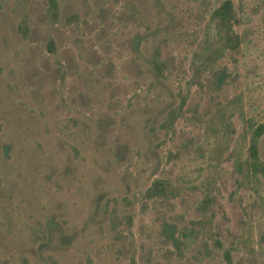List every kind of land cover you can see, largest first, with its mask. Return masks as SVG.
<instances>
[{"label":"rangeland","instance_id":"rangeland-1","mask_svg":"<svg viewBox=\"0 0 264 264\" xmlns=\"http://www.w3.org/2000/svg\"><path fill=\"white\" fill-rule=\"evenodd\" d=\"M53 1L0 0V264H264V0Z\"/></svg>","mask_w":264,"mask_h":264},{"label":"trees","instance_id":"trees-1","mask_svg":"<svg viewBox=\"0 0 264 264\" xmlns=\"http://www.w3.org/2000/svg\"><path fill=\"white\" fill-rule=\"evenodd\" d=\"M51 2L54 3L53 0H51ZM234 17V7L233 2L231 0L223 1L212 13V18L216 21L219 30H224V36L227 43L231 41L230 39L233 33L232 24ZM217 57L218 52H215L214 54H212V56H209L207 59H211L213 61L216 60ZM250 128L252 129V131L248 144V159L245 161V168L247 176L249 178L258 179L259 176H264V164L261 161L258 153V140L263 133L264 125L260 124L256 127H253V125L251 124ZM237 168L239 171L241 170L240 163L238 164ZM218 246H220V243ZM225 257L227 259V263L230 264V257L228 251L225 252Z\"/></svg>","mask_w":264,"mask_h":264}]
</instances>
